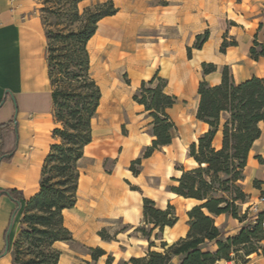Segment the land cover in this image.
<instances>
[{
	"label": "trees",
	"instance_id": "trees-1",
	"mask_svg": "<svg viewBox=\"0 0 264 264\" xmlns=\"http://www.w3.org/2000/svg\"><path fill=\"white\" fill-rule=\"evenodd\" d=\"M82 1L36 0L44 27L45 61L56 126L52 130L54 141L41 165L39 188L24 200L21 231L11 250L12 264H57L61 251L54 243L71 239V231L64 224V210L76 204L80 160L85 146L92 141L93 119L102 97L91 72L88 42L96 32L98 21L117 10L112 0L80 10ZM207 37V30L198 34L194 48L200 49ZM228 45H236V42L224 39L221 51L225 52ZM189 51L190 48L188 54ZM249 56L254 60L264 57V41H258L255 36ZM201 68L205 75L215 71L217 66L204 61ZM166 83V78L156 71L148 80L141 81L132 96L152 117L153 136L142 157L132 162L140 163L141 158L172 142L177 126L167 110L175 103L176 96L164 91ZM197 94L195 118L206 123L208 129L189 144L188 155L196 165L179 168L181 174L173 178L176 184L169 187L173 193L197 200L187 211L188 231L171 243L160 240L161 250L151 249L155 246L150 239L152 234L155 239H162L164 228L172 226L177 216L171 204L161 209L154 200L143 197V224L134 231L147 238V252L131 256L120 264H169L175 255L179 256L178 264H214L220 259H230L231 252L242 251L245 257L256 252L258 246L254 243L263 238L260 224L248 220L237 234L225 237L213 216L226 213L244 218L239 214V206L247 200V194L241 182L249 150L261 133L259 122L264 121V77L252 75L236 81L224 65L220 82L210 85L203 78L198 83ZM4 125H0V129ZM220 125L221 144L216 148L212 141ZM12 150L13 147L3 150L2 138L0 161L9 159L8 153ZM258 159L264 163L263 158L258 156ZM7 192L17 206L22 194L16 196L14 189ZM154 229H157L155 233ZM102 239L108 238L102 236ZM210 242L216 244L214 252L204 248ZM104 253L97 246L91 258L96 260ZM105 264H112L111 256Z\"/></svg>",
	"mask_w": 264,
	"mask_h": 264
},
{
	"label": "crops",
	"instance_id": "crops-1",
	"mask_svg": "<svg viewBox=\"0 0 264 264\" xmlns=\"http://www.w3.org/2000/svg\"><path fill=\"white\" fill-rule=\"evenodd\" d=\"M173 1L134 0L135 6L140 10L138 23L142 28L158 27L165 29V32L169 28L177 27L179 29L178 34L174 37L172 34L163 35L155 28L156 32L152 34V37H155L152 41L154 44L159 42L156 37H161L164 39V43L171 44L183 42L185 33L189 30L193 32V37H196L204 29H209L207 30L208 37L202 47L194 49L193 65L197 68V76L194 78L186 64L176 61L172 55L166 54L164 58H160L157 46H152L151 53L142 52L137 57L139 63L132 74L130 95L139 87L142 80H148L158 71V75L166 78L167 81L164 91L176 96L175 103L167 110L170 117L173 119L171 112L178 109L180 97L185 98L190 94L193 95L195 117L199 100L197 94L199 81L204 78L210 85H215L221 79L219 67L215 71L203 75L201 63L204 62V59L202 58L206 56V53L211 56L214 45L224 39L230 40L228 42H236V45L226 47L224 59L221 60L226 63L229 61V55L235 59L237 63L235 72L238 77L236 75L233 77L236 81L244 80L252 75L264 77V72L247 75L243 73L244 65L264 61V57L254 60L249 56V48L254 37L256 36L260 42L264 41V0H181L175 5L176 7H173ZM130 3L131 0L118 2L123 8H128ZM206 15L209 16L208 23L204 21ZM123 16L124 13H120L121 20ZM45 46L44 27L36 0H0V125L6 124L0 129V143L3 138L4 151L13 147V150L8 153L10 158L0 161V196L9 195L7 192L9 189H14L16 196H20L21 193L22 197L18 199L19 206H16V211L20 206H24V200L37 192L41 165L49 151L50 144L54 141L52 130L56 123L53 117L51 86L47 75ZM246 57L250 60L249 63L246 61ZM132 101V114L129 115L127 123L128 132L121 140L122 149L111 172L106 175L92 173L86 178H82L80 172L76 204L81 191L84 195L94 198L97 211L103 215L109 211L107 215L110 218L119 219L126 225L123 230L114 232L113 238L120 239V234L126 233L130 243L135 241L134 243L138 246L146 243L147 252V238L134 229L143 224L142 199L149 196L143 195L141 189L130 188L128 174L123 171L128 163L136 159L140 153H143L144 148L150 145L153 139L150 124L152 117L144 110L142 104L133 99ZM195 121L200 126L201 133L208 129L206 123L196 118ZM259 127L261 133L249 150L244 167V180L241 182L242 189L248 199L247 202L241 203L242 212L248 209V216L253 215V212H250L252 209L250 205L254 202L252 198L264 194V163L258 159V156L264 159V121L259 122ZM221 137L220 125L212 141L214 147L220 146ZM194 141H197V138L191 140L189 144ZM172 143L173 139L171 143L155 149L150 156L141 158L142 166L145 160L154 157L161 149L171 147ZM186 157L196 165L188 152ZM181 167L188 169L180 162L179 167L176 168L179 175ZM35 169L36 179L31 181L29 174L31 170ZM140 173L141 170H138L136 176ZM179 175L173 177H179ZM126 180L128 181L126 182ZM169 192L171 195L174 194L176 204H173L172 197H167L161 202L155 198H149L154 200L155 205L161 209L166 208L168 204L174 206L177 220L172 226L164 228L162 239H160L171 243L186 235L188 231L187 211L197 203V200ZM213 219L214 223L222 229L224 236L227 237L237 234L248 218L238 219L230 214L221 213L214 215ZM250 222L254 223L253 216ZM16 228V222L13 220L9 233L12 230L16 233ZM262 230L263 238L258 242L257 251L250 253L252 256L247 255L248 258L244 261L234 258L237 264H264V229ZM156 231L157 229H154L153 233ZM9 235H6L8 250L3 252L4 248L0 249V264H12V239L9 243ZM153 237L152 234L150 239L154 241ZM113 238L110 240L101 238L96 242V245L102 248L105 253L93 260L94 262H104L105 264L107 257L111 256L112 264H114L116 259L113 253L114 246L111 244V242H115ZM60 242L62 241H56L54 245ZM118 243L120 245V241ZM204 248L214 252L217 247L215 242H210ZM254 253L255 257L253 258ZM63 256L64 253L61 251L57 264H67ZM178 260L179 256L175 255L169 264H178ZM226 261V259H220L214 264H226Z\"/></svg>",
	"mask_w": 264,
	"mask_h": 264
},
{
	"label": "rangeland",
	"instance_id": "rangeland-1",
	"mask_svg": "<svg viewBox=\"0 0 264 264\" xmlns=\"http://www.w3.org/2000/svg\"><path fill=\"white\" fill-rule=\"evenodd\" d=\"M104 1L106 0H85L79 4V8L80 10H83V8L87 6H93ZM180 1L181 0H174L173 7H176L175 5ZM112 2L117 8L116 12L113 15L105 16L98 21L99 26L98 24L97 26L99 29L97 28L96 35L93 39L91 38V43L88 42V49H90L91 72L101 88L102 95L104 92H109L110 84L112 83L118 88L119 94H114L110 97V104L114 107L113 110L110 111L111 113H109L112 114L114 118L112 123L109 121L111 116L100 106V104L97 108L92 125V142L86 149H84V157L80 160V172L82 178H86L92 173L98 175H106L107 173H110L114 163L120 155L122 149L121 140L128 132L127 123L129 115L132 114V96L135 91H132L133 93L130 95V86L132 82V74L134 73L135 68L138 67L139 62L137 57L140 53H151V47L157 46V53H159L160 58H164L166 54L172 55L173 58H176V61L186 64L188 71L194 78L197 76V68L193 65L196 37H193V32H191V30L185 33L183 42L166 44L164 43L163 38L156 37L159 42L154 44L152 41L155 37H152V34L156 32L155 28L158 32H162L163 35L172 34L174 37L178 34L179 29L177 27L169 28L165 32V29L158 27L142 28L138 23L140 10L135 6L134 0H131L128 8L120 7V4H118L120 1L118 0H112ZM39 6L40 4L37 3V8ZM120 13H124L121 21ZM204 18V21L208 23L209 16L207 17L206 15ZM103 21H111L109 25L111 32L100 35L101 38L97 39L96 36L99 35L101 23ZM211 29L214 28L211 27ZM206 30L209 29H204L201 34ZM221 44L222 41L215 44L212 55L209 56V53H206V56L202 59H204L205 62L215 63L216 66L219 67L220 72L222 67L227 65L230 74L238 77L237 72H235L237 69V63L231 55L228 57L229 61H226V63L221 62L226 53L221 51ZM188 48H190L189 54ZM166 49L169 50L166 51ZM115 50L118 52L115 59L110 58L112 54L114 55ZM188 56H190V58ZM246 61L248 63L250 62L247 57ZM263 72V60L257 63H249L247 66L244 65L243 73L245 75L251 73L262 74ZM180 99L178 109L171 112L177 126L171 147L161 149V151L157 152L154 157L147 161L145 160L143 166L141 162L136 163L131 161L123 171L128 174L129 181L126 180V182L128 181V186L130 188L141 189L143 195L155 198L159 202L167 197H172L173 204H176V198L173 197L174 194L171 195L169 192V187L176 184V182L173 181V176L179 175L176 168L179 167L180 162H182L183 166L188 169L195 166V164L190 159H187L186 156L189 142L197 138L201 133L200 126L195 121L193 114V95L190 94L185 98L180 97ZM142 154L143 153H140L138 157H142ZM138 170H141V173L136 176ZM35 173L36 169L31 170L29 174V179L31 181L36 179ZM254 184H256V182H254ZM78 195L79 199L77 204L73 208L64 211V224L71 231V239L56 243L54 246L64 253L63 259L67 264H85L86 262H89L90 264H104V262H94L91 258L93 248L97 246L96 242L99 241L102 236L110 240L114 237V232L123 230L126 228V225L119 219L110 218V216L107 215L109 211H107L106 215L97 211V204L94 198L84 195L82 191L79 192ZM252 200L255 201L256 198L254 197ZM247 201L248 199L245 202ZM23 208V206H20L17 209L13 219L17 225V228L15 229L17 230L16 233L13 232V230L9 233L13 221L12 215L16 209V202L9 195L0 196V249L4 248L6 235L8 234H10L9 243L12 239L13 248V243L18 238L21 231L20 221L22 219ZM247 213L248 209L242 212V206L240 204L239 214L244 216V218L247 217V220L250 221L253 215L251 214L248 216ZM77 225L80 226L82 231L77 229ZM127 236L126 233L120 234V239H116L115 237L113 238L115 242H111L112 246H114L113 253L114 258L116 259L114 264H120V262L128 260L131 255H142V253L146 252V243L138 246L134 243L135 241H131L133 243H130ZM153 239L155 246H152V249L160 250V239H155L154 237ZM119 241L120 245L118 243ZM254 244L256 246L259 245L257 242ZM233 257L240 259L241 261L244 258H248L243 256L242 251H238L236 254L234 253ZM254 257L255 253L253 254V258Z\"/></svg>",
	"mask_w": 264,
	"mask_h": 264
},
{
	"label": "bare ground",
	"instance_id": "bare-ground-1",
	"mask_svg": "<svg viewBox=\"0 0 264 264\" xmlns=\"http://www.w3.org/2000/svg\"><path fill=\"white\" fill-rule=\"evenodd\" d=\"M118 1H122V0H118ZM124 2V1H123ZM121 20V19H120ZM110 23H111V21H103L102 23H101V27H100V31H99V35L98 36H96V38L97 39H100L101 37H100V35H103V34H108V33H110L111 32V30H110V28H109V25H110ZM98 26H99V23H98ZM98 28V27H97ZM99 29V28H98ZM96 35V34H95ZM94 35V36H95ZM93 36V37H94ZM108 36V35H107ZM93 37H92V39H93ZM95 38V39H96ZM92 39H90V41H89V43H91V40ZM103 39V38H102ZM101 39V40H102ZM99 42H100V40H99ZM118 46V45H117ZM116 46V47H117ZM90 50V49H89ZM110 53V52H109ZM118 52H117V50H115V53H114V55L112 54H110L111 56H110V58H114L115 59V56H116V54H117ZM119 60V59H118ZM113 62V61H112ZM109 84V83H108ZM104 90V89H103ZM109 90V89H108ZM114 94H119V91H118V88L116 87V85L114 84V83H112V84H110V90H109V92H104L103 93V95H102V99H101V103H100V106L103 108V109H105V111L106 112H108V114L109 113H111L110 111H112L113 110V106H111L112 104H110L111 102H110V97H111V95H114ZM116 97V96H115ZM105 112V113H106ZM106 115V114H105ZM110 116H111V119L109 120L111 123L114 121V118H113V115L112 114H109ZM79 224V223H78ZM81 224V223H80ZM76 225V224H75ZM77 227V229L79 230V231H82V229L80 228V226L79 225H77L76 226ZM250 256H252V255H250Z\"/></svg>",
	"mask_w": 264,
	"mask_h": 264
},
{
	"label": "built area",
	"instance_id": "built-area-1",
	"mask_svg": "<svg viewBox=\"0 0 264 264\" xmlns=\"http://www.w3.org/2000/svg\"><path fill=\"white\" fill-rule=\"evenodd\" d=\"M253 212V222L260 223L262 229H264V194L259 195L256 200L250 205ZM250 209V208H249ZM245 211V210H244ZM234 253H230V259L226 261V264H237L234 260Z\"/></svg>",
	"mask_w": 264,
	"mask_h": 264
},
{
	"label": "water",
	"instance_id": "water-1",
	"mask_svg": "<svg viewBox=\"0 0 264 264\" xmlns=\"http://www.w3.org/2000/svg\"><path fill=\"white\" fill-rule=\"evenodd\" d=\"M18 206H19V203H18ZM18 206H17V207H18ZM15 212H16V210H14V212H13L12 219H13V217H14ZM7 250H8V240H6V243H5L4 251H3V252H6Z\"/></svg>",
	"mask_w": 264,
	"mask_h": 264
}]
</instances>
